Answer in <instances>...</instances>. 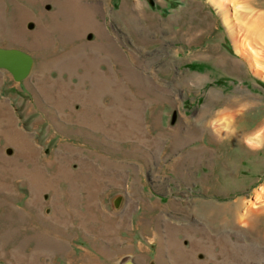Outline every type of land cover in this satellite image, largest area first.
Here are the masks:
<instances>
[{
    "label": "rangeland",
    "instance_id": "1",
    "mask_svg": "<svg viewBox=\"0 0 264 264\" xmlns=\"http://www.w3.org/2000/svg\"><path fill=\"white\" fill-rule=\"evenodd\" d=\"M219 1L0 0L33 60L0 68V264H264V69Z\"/></svg>",
    "mask_w": 264,
    "mask_h": 264
},
{
    "label": "bare ground",
    "instance_id": "2",
    "mask_svg": "<svg viewBox=\"0 0 264 264\" xmlns=\"http://www.w3.org/2000/svg\"><path fill=\"white\" fill-rule=\"evenodd\" d=\"M219 3V0H217ZM232 3L233 6L237 7L235 18L238 22V30L241 32L243 37V45H239V48H245L247 53L253 52L260 57H254L257 68L264 69V60L261 62L259 59H264V12L255 11L250 7V0H225ZM232 18V17H231ZM231 20V19H230ZM237 27V26H236ZM238 40V39H237ZM243 51V50H242ZM250 54V53H249ZM9 135V134H8ZM16 137L22 138V134H17ZM23 139V138H22ZM30 147V146H29ZM26 148V147H25ZM37 181V180H36ZM262 193H257V201L261 200L264 195V187ZM263 201V200H262Z\"/></svg>",
    "mask_w": 264,
    "mask_h": 264
},
{
    "label": "water",
    "instance_id": "3",
    "mask_svg": "<svg viewBox=\"0 0 264 264\" xmlns=\"http://www.w3.org/2000/svg\"><path fill=\"white\" fill-rule=\"evenodd\" d=\"M28 61V67L25 63ZM32 58L17 50L0 49V68L9 70L17 80H23L32 68Z\"/></svg>",
    "mask_w": 264,
    "mask_h": 264
},
{
    "label": "crops",
    "instance_id": "4",
    "mask_svg": "<svg viewBox=\"0 0 264 264\" xmlns=\"http://www.w3.org/2000/svg\"><path fill=\"white\" fill-rule=\"evenodd\" d=\"M61 8H66V9H71V10H75L77 7H84V6H82V5H80V4H67V5H61L60 6ZM264 11V10H263ZM100 85V84H99ZM103 86H104V83L102 84ZM96 86H97V84H96ZM97 88V87H96ZM94 90V92H95V89H93ZM92 90V91H93ZM94 94L95 93H93V98H91L92 100H94L95 99V97H94ZM226 110V109H225ZM224 111V110H223ZM222 111V112H223ZM227 112L228 113H231V112H229L228 111V109H227ZM219 113H221V112H219ZM232 114V113H231ZM233 115V114H232ZM220 117H222V116H219L218 115V119H220ZM234 118V117H233ZM233 118H231V119H229V120H227L228 122H222L221 120H215V124H216V126H218L219 127V130L222 132V130L224 131V130H226L227 128H230L232 125H231V121L233 120ZM261 129H264V126L261 128ZM260 129V127H259V130H261ZM257 132H259V131H257ZM256 132V133H257ZM255 133V132H254ZM253 132L251 133V134H254ZM255 133V134H256ZM224 134H229V131H227L226 133H224ZM248 134V133H247ZM258 142V141H257ZM259 143V142H258ZM264 187V184L263 185H261L260 187H259V190L256 192V195L254 196L255 197V200H256V196H257V193H262L263 192V188ZM262 200L264 201V195H263V198L259 201V202H262ZM256 202H258L257 200H256Z\"/></svg>",
    "mask_w": 264,
    "mask_h": 264
},
{
    "label": "clouds",
    "instance_id": "5",
    "mask_svg": "<svg viewBox=\"0 0 264 264\" xmlns=\"http://www.w3.org/2000/svg\"><path fill=\"white\" fill-rule=\"evenodd\" d=\"M232 131H234V129H231ZM264 136V129H261L259 132H257L254 136L252 137H247L246 138V143L249 144V146L254 147V148H260L264 145L258 143L257 141L260 140V137Z\"/></svg>",
    "mask_w": 264,
    "mask_h": 264
}]
</instances>
